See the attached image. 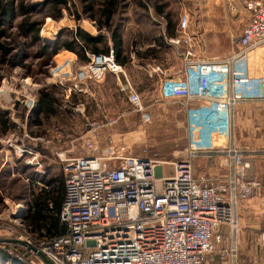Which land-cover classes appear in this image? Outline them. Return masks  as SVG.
I'll return each instance as SVG.
<instances>
[{"label":"built area","instance_id":"2783aa9c","mask_svg":"<svg viewBox=\"0 0 264 264\" xmlns=\"http://www.w3.org/2000/svg\"><path fill=\"white\" fill-rule=\"evenodd\" d=\"M244 5L251 21L232 39L237 50L196 58L186 13L179 35L168 39L183 59L180 72L170 75L160 65L148 66L151 76L161 78L162 99L177 100L186 111L188 159L139 157L114 142L107 155H94V127L84 138L85 155L60 157L65 174L60 218L68 235H29L25 244L32 255L15 256L26 264H45L33 254L35 248L53 264H254L239 260V208L262 184L248 176L252 162L234 141L233 116L241 103H264V0H245ZM87 56L71 84L74 91L85 93L88 81L108 73H125L114 49ZM126 90L134 110L143 112L139 94L130 84ZM203 154L227 158L228 186L220 178L195 176L193 162ZM165 166H170L169 174L161 172ZM223 228L226 247L220 246ZM261 242L264 246V234Z\"/></svg>","mask_w":264,"mask_h":264},{"label":"rangeland","instance_id":"374dc122","mask_svg":"<svg viewBox=\"0 0 264 264\" xmlns=\"http://www.w3.org/2000/svg\"><path fill=\"white\" fill-rule=\"evenodd\" d=\"M48 1L51 0H1L3 7L11 9V12L6 16L0 7V45L10 47L6 56L0 49V264H26L15 254H25V239L34 234L29 230L26 218L32 195L47 188L42 182V178L48 175L47 163H63L60 157L64 152L60 150L66 146L65 141L68 142V149L72 148V153L65 157L85 154L83 142L86 134L81 133L82 124L87 123L85 107L80 102L83 93L72 90L71 84L88 63V56L84 62L76 53L62 46L55 56L49 58V54L53 43L57 40L71 42L77 31L96 37L101 34L93 20L97 2L86 5L83 0H65L67 7L58 11ZM239 1L243 4L245 0ZM231 9L228 0H185L170 14L174 21L183 14H189V34L198 41L195 40L194 47L196 58H216L233 51L231 37H239L240 30L243 31L251 20L245 7L241 6L237 11ZM26 19L36 26L39 42L35 41L34 33L26 34L22 29ZM42 91L52 94L60 108L57 115L43 119V125L38 126L39 117L34 109ZM98 109L92 108V111L95 119L101 121L88 119L90 129L97 126L99 131L107 126L110 134L114 129L122 132L123 136H107L102 150L97 138L98 151L95 155L103 151V155H107L108 147L114 142L127 148V154L134 155L136 151L135 156L139 157L169 162L187 158V127L180 103L166 102L148 110L144 107L143 112L124 106L116 108L123 114L119 118L107 114L103 106ZM234 141L252 162L249 178L262 184L261 189L251 197L254 198L264 190V182L259 180H264V104L245 102L238 106ZM193 163L196 173L230 172L229 162L222 155L214 159L201 157ZM170 171V166H165L161 172L169 174ZM262 218L264 220V215ZM239 227V260L264 264L262 236L258 244L243 241L240 222ZM6 254L13 259L9 260Z\"/></svg>","mask_w":264,"mask_h":264},{"label":"crops","instance_id":"0c3cea01","mask_svg":"<svg viewBox=\"0 0 264 264\" xmlns=\"http://www.w3.org/2000/svg\"><path fill=\"white\" fill-rule=\"evenodd\" d=\"M95 1L97 2V4L96 6H94L97 12L94 13L96 15L93 16V20L98 25L97 28L101 31V34H99L98 36L102 37L103 42L106 43L107 51L114 49L116 61L124 67L125 73L119 75L108 73L102 80L87 82V90L81 96V100L79 99L80 102L84 104V117L87 123L88 119L101 121V119H95L96 116L94 115L92 108H96L97 110L98 108L100 109V107L103 106L107 114L116 115L118 118L122 117L123 114L120 113V109L117 110L116 108L124 106H130L131 108H133L132 104L129 101V93L126 90V86L128 84H130L132 88L139 94L142 104L145 108H147V110L148 108H151L155 105L161 106L166 102H178L177 100L162 99L160 95L161 78L158 76H151L148 73V66L160 65L167 69L170 75H175L182 69L183 59L179 54V50L176 49L173 45H170L168 43V39L176 38L179 35L180 19L174 21L170 13L174 12V9H177L179 5L182 6L185 0H83V4L86 3V5H88L89 2H94L95 4ZM188 1L192 2L193 0ZM228 1L230 5H232V11H237L241 6L245 7L244 2L242 4V2L239 0ZM249 23L246 26H248ZM246 26H244V28ZM242 32L243 31L240 30L239 35L242 34ZM233 38L234 37H231V39ZM195 40L196 42H198L197 39ZM114 43H117L116 50H118V53H116ZM237 49V47L233 48V50ZM88 53L91 52H87V54ZM151 92L152 94H150ZM150 95H152V98L150 97ZM90 104L92 106H90ZM239 105H237L234 109V124L235 111L236 109H238ZM54 107V112L49 113L45 116H38V126L43 125V119L51 118L52 116L59 113L58 109L60 108V105L57 100L54 104ZM183 110L185 116L184 120L187 127V115L184 108ZM103 116L105 118L106 115L103 114ZM87 123L85 124L84 122L82 124L81 133L82 135L86 134V136H90L94 132V130L90 129V126ZM106 127H102L99 131L95 130L96 132L98 131L101 150L105 147V138L107 136L118 138H121L123 136L122 132H117V130L114 129H112L113 134H110V132H107ZM58 144L60 145L61 142L59 141ZM64 144H66V146L64 147V149L61 148L60 151H63L64 155H69L70 153H72V148L68 149L67 141H65ZM53 149L54 148H52V152ZM95 154H97V152H94V155ZM99 154L100 155L98 156H103L104 151L103 153ZM136 154L137 152L135 151L134 155ZM83 155H85L84 152H82V155L71 156V158ZM217 156L218 155L203 154L198 156L196 159L200 160L201 157L214 159ZM187 159L188 155L184 161H186ZM47 165L48 175L42 178V182L47 186L45 190L50 191L51 195L57 196L58 188L65 180L63 163L60 164L59 162L52 161V163H47ZM229 171L230 172L228 174H220L218 172L217 174L210 173L211 175H209L205 172L196 173L194 169V174L197 178H220V182L225 186H228L229 177L231 176L230 166ZM259 180L264 182V180ZM263 215L264 190H262L258 196L251 198L240 205L239 222L241 225V238L243 241L250 240L251 243L258 244L260 235L262 236V234H264V220H262ZM221 232L224 235L221 247H226L228 246V232L225 228H223ZM33 233L37 236L40 235V237L44 235L46 236L45 231ZM33 254L38 255L36 252H33Z\"/></svg>","mask_w":264,"mask_h":264},{"label":"trees","instance_id":"16d2710c","mask_svg":"<svg viewBox=\"0 0 264 264\" xmlns=\"http://www.w3.org/2000/svg\"><path fill=\"white\" fill-rule=\"evenodd\" d=\"M1 3L2 2L0 0V7L3 9V13L6 14V16L10 15L11 9L4 8ZM49 3L53 9L58 11H60L62 7H67V2L65 0H51L48 1V4ZM22 12H24V10H22ZM22 29L26 34L34 33L33 37L35 41L39 42L40 39L37 33V28L33 22H30L28 19H26L22 25ZM74 37L75 38L72 39L71 42H60V40H57L55 43H53L50 46L52 52L49 54V58L51 56H55L58 53L57 51L59 50L60 46L70 52L76 53L77 56H79V58L84 62L88 60L87 52L94 54L109 52L106 49V43L103 42V39L100 36L95 37L88 34L87 32L77 31ZM103 44L104 46H102ZM114 47L116 50L117 43H114ZM0 49L3 50V56H6L10 52V47H6L5 44H1ZM116 53H118V50H116ZM56 100L57 99L47 91L40 92V96L34 109L36 115L45 116L54 112V104L56 103ZM64 183L65 180L59 186L57 196L51 195L50 191L48 190H42L37 194H33L29 202L28 215L26 218L28 227L32 232L45 231L46 236L51 238H59L68 235L67 226L61 221L60 218V209L65 196ZM30 250L31 249L26 247V250H24L25 254H31ZM6 256L9 260L13 259L11 255L6 254Z\"/></svg>","mask_w":264,"mask_h":264},{"label":"water","instance_id":"95a60500","mask_svg":"<svg viewBox=\"0 0 264 264\" xmlns=\"http://www.w3.org/2000/svg\"><path fill=\"white\" fill-rule=\"evenodd\" d=\"M33 251H35L38 256H40V258L44 261L45 264H53L46 256L45 254H43L41 251L33 248Z\"/></svg>","mask_w":264,"mask_h":264}]
</instances>
